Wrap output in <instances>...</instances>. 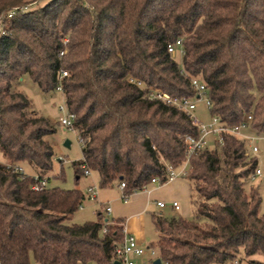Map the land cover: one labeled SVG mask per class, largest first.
<instances>
[{"label":"trees","instance_id":"trees-1","mask_svg":"<svg viewBox=\"0 0 264 264\" xmlns=\"http://www.w3.org/2000/svg\"><path fill=\"white\" fill-rule=\"evenodd\" d=\"M41 1L0 0V264H116L123 234L113 220L68 219L83 191H35L34 175L16 169L30 166L48 181L54 151L45 136L56 129L14 82L28 75L44 92L61 86L83 139L75 176L86 164L99 187L124 182L129 196L153 176L165 182L166 164L179 168L187 157L185 136L198 135L190 115L148 98L147 88L193 97L190 78L198 77L211 115L228 125L251 115L250 130L264 134V0ZM178 38L180 64L167 50ZM257 167L231 134L190 155L181 177L191 186L193 217L152 215L151 246L162 264L241 256L264 264L252 258H264L261 198L246 188Z\"/></svg>","mask_w":264,"mask_h":264},{"label":"built area","instance_id":"built-area-1","mask_svg":"<svg viewBox=\"0 0 264 264\" xmlns=\"http://www.w3.org/2000/svg\"><path fill=\"white\" fill-rule=\"evenodd\" d=\"M11 14V13H10ZM168 52L175 56L179 54L180 57L184 53V47L182 43V39L178 38L174 42L169 43L167 45ZM67 75L66 71H62L60 73L59 79L63 76ZM130 82H135L132 78L129 79ZM138 86L143 87L142 82L136 81L135 82ZM190 83L192 87L195 89L196 94L193 97H173L170 94L162 91L158 88H147L149 89L146 93V96L150 99H158L162 103L170 106H174L179 110L184 111L193 119L194 124L197 127L198 135L196 137L191 135L185 136V143H186V159L181 164L179 168H175L170 164H166L167 169V176L166 181L171 180L175 177L184 176L187 167H188V159L192 153L197 150L203 149L205 147H209V144H222L223 143V134H231V135H239L240 138L243 139L245 142L252 141L254 142L250 148V152L256 153L258 151L257 142L259 140L264 141V134L258 133H251V134H243V130L250 129V122L252 119L251 115H247L245 121L240 124L236 125H228L223 122L218 116L212 115V122L208 125H205L199 122L193 115L192 111L199 103H203L206 105L207 108L212 106V102L209 100L207 96V89L205 83L198 77H191ZM57 90L62 92L61 86H58ZM59 111L61 112L62 116L59 119V125H61L64 129H72L75 130L74 121H75V114L69 110L66 103L60 105L58 107ZM211 136L212 140L208 137ZM79 138V143L83 144V139ZM82 170V175L85 177H89L92 173V170L86 165L81 164L80 166ZM16 169L21 172L23 175L25 174L22 167H16ZM262 174V170L257 167L254 172L251 174V179H255L256 177ZM34 179L36 180L35 183L32 184L31 188L35 191H39L44 189L47 186L46 179L37 180V176L34 175ZM151 183H163L160 177L153 176L151 178ZM118 188L121 190V197L124 201L128 199V196L123 192L124 189V182H120L117 184ZM86 191V195L89 199L96 198V188L93 184L87 185L84 189ZM159 207H164L165 202H157ZM171 207L174 210H178L180 205L177 201L170 202ZM111 207L109 205L105 206V212L110 213ZM103 231L106 230L105 227L102 229ZM121 232L123 234L121 240L115 242L114 247V256L120 264H155L154 260L159 258L156 248L152 246H143L138 243L136 238L127 233L124 227H121ZM160 259V258H159ZM161 261V259H160ZM162 264V261L160 262ZM227 264H240L238 259H233Z\"/></svg>","mask_w":264,"mask_h":264},{"label":"rangeland","instance_id":"rangeland-1","mask_svg":"<svg viewBox=\"0 0 264 264\" xmlns=\"http://www.w3.org/2000/svg\"><path fill=\"white\" fill-rule=\"evenodd\" d=\"M48 0H42L41 4ZM176 61L180 64L181 57L179 54L175 55ZM14 87L24 93L31 101V108L36 111L39 115H42L49 119L50 123L54 125L55 132L47 134L45 139L50 143L54 151V159L52 162V169L48 172V187H59L64 189H72L77 188L83 191L86 195V191L84 187L90 184H93L96 188L97 194L101 188L108 187H99V181L94 179V182L88 181L86 177L83 175L80 177L78 182L76 181L75 176V167L72 162L79 161L82 159V149L81 143H79L78 134L75 130L72 129H64L61 125H59V119L62 116L58 107L65 103L64 95L59 90L44 92L38 86L36 82H34L28 75H23L19 81L14 82ZM192 115L201 123L208 125L212 122V115L209 111V108L206 107L205 104L199 103L195 109L192 111ZM247 131V130H246ZM254 131H251L253 134ZM249 133V134H251ZM238 139H241L239 135H234ZM212 140V137H208ZM69 141V146H64V141ZM254 142L247 141L246 145L249 149V155L253 158H257L258 167L262 170V174L255 179L249 180L246 188L255 187L257 192L261 198V202L259 204V213L264 214V141L259 140L257 142L258 151L256 153L250 152V148ZM210 148H213V144H209ZM28 173H31L30 170L27 169ZM81 175V174H80ZM118 188V186L116 185ZM118 190H120L118 188ZM101 193H104L105 190H101ZM121 192V191H120ZM121 196V194H120ZM122 198V197H121ZM97 199H86L72 216L71 221L75 223H83L85 221L95 220L97 217V212L100 211V206L98 204ZM109 205V204H108ZM110 206V205H109ZM102 214H106L105 205H103ZM175 212H178L176 210ZM166 214V213H163ZM191 218L193 215L190 216ZM147 231L149 234V238L152 239L153 229L151 226V222H147ZM253 259H258L263 261L264 258L261 256H253ZM251 258V259H252ZM249 259L245 256L238 257L240 264H250Z\"/></svg>","mask_w":264,"mask_h":264},{"label":"crops","instance_id":"crops-1","mask_svg":"<svg viewBox=\"0 0 264 264\" xmlns=\"http://www.w3.org/2000/svg\"><path fill=\"white\" fill-rule=\"evenodd\" d=\"M21 79V78H20ZM247 130V131H246ZM251 133L250 129L243 130V134ZM1 161H4L0 157ZM24 172L27 174L35 175L36 170L30 166H23ZM27 169L31 173L27 172ZM80 176H76V181L80 179ZM85 177V176H84ZM88 181L94 182V179L99 180V176L96 172L92 171L89 177H86ZM118 183L109 186L108 188H101L105 190L98 191L96 194V201L100 206V211L97 212V217L93 221L102 220H113L114 224L118 227H124L127 233L133 235L139 244L143 246H151V243L157 239V232L154 229V224L152 220V215H162V216H181L183 218H191L192 215V205H191V186L189 182L183 177H175L166 182L157 184L150 183L147 187L142 190L135 191L128 196V199L124 201L120 194L121 190L116 187ZM86 187V186H85ZM84 187V189H85ZM85 194V193H84ZM89 199L85 196V199ZM165 202L164 207H159L157 202ZM171 201H177L180 205L178 212H175L171 205ZM84 202V201H83ZM82 202V203H83ZM110 205V213L102 214L101 210L103 205ZM81 208V207H80ZM98 213L101 216H98ZM166 213V214H163ZM74 214V213H73ZM73 214L68 216L71 223ZM151 222L153 229V238H149L147 231V222ZM30 264H39L33 258L30 259ZM87 264H97L95 262H88Z\"/></svg>","mask_w":264,"mask_h":264},{"label":"water","instance_id":"water-1","mask_svg":"<svg viewBox=\"0 0 264 264\" xmlns=\"http://www.w3.org/2000/svg\"><path fill=\"white\" fill-rule=\"evenodd\" d=\"M63 144H64V146H67V147H68L70 143H69L68 140H65ZM160 262H161V261H160L159 258H157V259L154 260V263H155V264H160ZM115 263H116V264H120L119 261H116Z\"/></svg>","mask_w":264,"mask_h":264}]
</instances>
